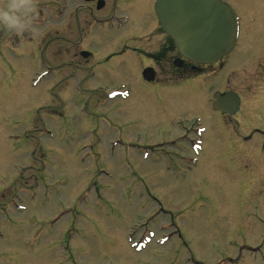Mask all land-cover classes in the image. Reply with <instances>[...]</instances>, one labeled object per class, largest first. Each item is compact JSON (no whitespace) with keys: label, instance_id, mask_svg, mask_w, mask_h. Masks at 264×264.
I'll list each match as a JSON object with an SVG mask.
<instances>
[{"label":"rangeland","instance_id":"rangeland-1","mask_svg":"<svg viewBox=\"0 0 264 264\" xmlns=\"http://www.w3.org/2000/svg\"><path fill=\"white\" fill-rule=\"evenodd\" d=\"M4 1L0 7L11 2ZM224 2L240 18V46L230 61H245L242 68H225L215 82L202 76L178 80L171 96L158 92L168 115L140 102L141 83H133L126 68L113 71L111 84L125 81L132 95L124 102L115 98L109 132L106 116L87 106V95L75 99L73 77L71 92L60 89L62 79L45 67L41 38L34 37L24 53L0 48V193L21 200L3 222L16 229L0 235V264H229L224 258L236 259L238 252L239 264H264V157L249 169L240 168L241 153L224 160L214 153L200 163L216 135L242 150L264 141L254 135L239 142L251 126L264 128V75L246 68L249 57L250 65L264 64L257 51L264 45V0ZM0 29L2 43L17 42L20 33L12 36L15 31L4 24ZM227 84L253 106L239 113L248 125L235 116L219 133L210 122L217 115L207 105L212 90ZM203 114L208 130L194 164L181 158L188 153L161 124L174 130L177 116ZM85 128L93 129V139L85 137ZM71 130V139L60 135ZM213 196L210 209L213 202L204 199Z\"/></svg>","mask_w":264,"mask_h":264},{"label":"flooded vegetation","instance_id":"flooded-vegetation-1","mask_svg":"<svg viewBox=\"0 0 264 264\" xmlns=\"http://www.w3.org/2000/svg\"><path fill=\"white\" fill-rule=\"evenodd\" d=\"M30 2L34 5V12L29 13L30 23L27 30L20 33L17 42L2 43L0 41V48L14 54L24 53L34 37L41 38L44 42L43 50L48 51L45 57L48 61L46 67L54 68L55 73L59 74V80L62 79L59 82L60 89L67 94L71 92L69 85L70 78L73 77L77 86L75 99H80L84 95L89 97L91 101L87 106L106 116L105 132H109L112 127L111 116L114 112L111 107L114 101H106L102 98L103 94L99 92L104 88L107 90L110 89L109 87L118 88L121 84L126 88L129 87L125 81H119V83L114 81V84H111L114 77L113 71L126 68L131 81L141 83L138 85L143 88L138 95L140 102H151L158 112L163 114L165 110V114L168 115V102L158 92L171 96L176 92L174 83L178 80H188L202 73L215 76L220 68H242L245 63V61L239 62L237 65L235 61H229L227 64L220 62L198 65L183 57L157 19L154 10L156 0H30ZM11 34L14 37L17 36L16 32ZM0 36H2L1 29ZM258 50L264 55V45ZM251 58L247 59L246 68H260V74L264 75V64L250 65L248 62ZM235 88L227 84V88L221 89L218 86L215 90L233 91L239 94ZM127 89L128 97L123 102L132 95L130 89ZM252 94L253 99H256V92L253 91ZM150 95L154 98V102L150 100L151 98L143 100ZM244 106L252 110L253 102L247 106L240 96L239 109L235 114L228 115L215 111L217 116L210 120L214 130H218L216 132L219 133L225 132L226 123L235 116L238 123L248 125L246 120L241 119L244 114L239 115L240 112H247ZM197 118L200 123H196ZM97 119L95 116L92 120ZM205 120H209V117L204 114L193 115L190 118L177 116L172 122L174 130H171L170 123L166 126L161 124L163 131L174 133L171 136L176 139L180 152L188 153V156L181 158L191 157L190 143L196 128L202 125L208 130ZM85 131L86 135L90 136L93 129L86 128ZM200 133L203 134V132ZM254 135L264 138V128L251 126L246 130V135L241 136L239 142L243 140V143H248ZM215 137L216 144L206 150L202 160L205 161L207 155L214 153H219L220 160L226 159L230 154L241 153L240 168L249 169L256 161L255 159L264 157V141L258 148L242 150L222 144L218 139L219 135ZM241 146L245 147L244 144ZM199 154L201 156V152ZM202 160L200 163L203 162ZM247 176L252 177L251 174ZM204 178L202 177L201 180ZM213 198L216 199V196ZM2 199L4 206L0 203V213L5 211L6 204L13 200V198L9 200V195L0 193V200ZM5 218H8L7 214Z\"/></svg>","mask_w":264,"mask_h":264},{"label":"water","instance_id":"water-1","mask_svg":"<svg viewBox=\"0 0 264 264\" xmlns=\"http://www.w3.org/2000/svg\"><path fill=\"white\" fill-rule=\"evenodd\" d=\"M156 11L179 51L195 62H214L232 46L235 18L219 0H158Z\"/></svg>","mask_w":264,"mask_h":264},{"label":"clouds","instance_id":"clouds-1","mask_svg":"<svg viewBox=\"0 0 264 264\" xmlns=\"http://www.w3.org/2000/svg\"><path fill=\"white\" fill-rule=\"evenodd\" d=\"M32 12L34 5L30 0H11L10 3L0 7V24L19 34L29 26V13Z\"/></svg>","mask_w":264,"mask_h":264},{"label":"bare ground","instance_id":"bare-ground-1","mask_svg":"<svg viewBox=\"0 0 264 264\" xmlns=\"http://www.w3.org/2000/svg\"><path fill=\"white\" fill-rule=\"evenodd\" d=\"M248 22H249V21H248ZM249 23H250V22H249ZM249 23H248V24H249ZM202 161L204 162V160H202ZM211 201H213V200H211Z\"/></svg>","mask_w":264,"mask_h":264}]
</instances>
